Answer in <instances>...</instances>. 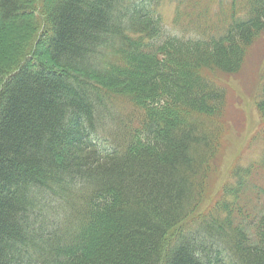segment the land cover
Wrapping results in <instances>:
<instances>
[{"label": "trees", "instance_id": "obj_1", "mask_svg": "<svg viewBox=\"0 0 264 264\" xmlns=\"http://www.w3.org/2000/svg\"><path fill=\"white\" fill-rule=\"evenodd\" d=\"M165 1L46 0L40 32L35 0H0V264H264V156L197 211L225 135L207 72L241 71L264 0H215L207 26L176 0L179 33Z\"/></svg>", "mask_w": 264, "mask_h": 264}, {"label": "rangeland", "instance_id": "obj_2", "mask_svg": "<svg viewBox=\"0 0 264 264\" xmlns=\"http://www.w3.org/2000/svg\"><path fill=\"white\" fill-rule=\"evenodd\" d=\"M39 9L37 19L41 22L43 32L46 29V20L43 11L40 12L41 6L46 0H35ZM183 3L199 4V9L195 12L183 6L182 15L186 24L190 25L195 14L202 9H210L211 12L205 16L199 24L202 26L209 25V21L215 22L217 19L214 14L216 7L215 0H182ZM214 1V2H213ZM230 0H227L223 6H227ZM44 3V4H43ZM239 6L244 4L243 0L238 1ZM176 0H166L161 7L164 23L172 31L181 30L179 25L174 26L173 22L176 17ZM195 22V21H194ZM197 23V22H195ZM184 28L187 26L182 23ZM9 34H0V49L11 46L15 39L14 31L9 29ZM191 32V31H189ZM10 34H13L10 36ZM104 53V52H102ZM43 60H45L43 58ZM109 60L105 59L102 54L93 62L96 68L105 67ZM212 79L219 81L227 92V107L223 117L225 135L220 154L215 162L214 172L211 175L209 183V195L206 201L198 208V214L206 213L214 204L215 198L222 189L230 183H233L234 171L243 166L247 167L253 163L260 162L264 156V119L257 109V102L260 100L261 87L264 82V34L260 35L253 46L248 49L245 62L241 71L235 76L222 75L219 72L208 73ZM3 78V77H2ZM224 88V89H225ZM111 105L114 109V115L117 117L133 116V106L128 100H121L114 95H110ZM135 110V109H134ZM132 115V116H131ZM255 199V198H254ZM170 242V241H169Z\"/></svg>", "mask_w": 264, "mask_h": 264}]
</instances>
